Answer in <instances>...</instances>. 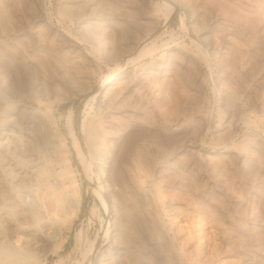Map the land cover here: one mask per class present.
<instances>
[{
    "label": "rangeland",
    "instance_id": "rangeland-1",
    "mask_svg": "<svg viewBox=\"0 0 264 264\" xmlns=\"http://www.w3.org/2000/svg\"><path fill=\"white\" fill-rule=\"evenodd\" d=\"M174 1L0 0V263L264 264V0Z\"/></svg>",
    "mask_w": 264,
    "mask_h": 264
},
{
    "label": "bare ground",
    "instance_id": "bare-ground-1",
    "mask_svg": "<svg viewBox=\"0 0 264 264\" xmlns=\"http://www.w3.org/2000/svg\"><path fill=\"white\" fill-rule=\"evenodd\" d=\"M163 1V3L165 4V6H166V8H167V14H166V18H168L169 16H170V14H171V12H172V10H173V8H174V5H175V1L174 0H162ZM244 2H246V3H248V0H243ZM260 5H262V4H260ZM261 7V6H260ZM262 7H263V5H262ZM261 7V8H262ZM196 12V11H195ZM194 11H193V13H195ZM93 18L94 19H98L97 17H94L93 16ZM183 18V17H182ZM245 21V20H244ZM243 22V21H242ZM247 22V21H246ZM127 23V22H126ZM241 23V22H240ZM240 23H238V25H240ZM244 23L245 22H243V24L242 25H240L241 26V28L243 27V29L245 28H247L246 26L244 27L243 25H244ZM134 24V22L132 21H130V22H128V27H130V26H132ZM233 25V24H232ZM231 25V26H232ZM245 25H247V23L245 24ZM181 26H183V24L181 25ZM226 26H228V25H226ZM230 26V27H231ZM240 26H238V29H241V28H239ZM225 27V26H224ZM233 27L235 28V25H233ZM158 28V27H157ZM152 30V29H151ZM150 30V32H147V31H141L140 33V37H139V39H138V41L135 43V44H133L131 47H130V49H129V51H128V53H127V55H126V57L123 59V62H127V63H130V62H133V61H135V60H139L140 58H145V57H155L156 55V53H155V51H156V48H157V46H156V34H157V29L155 28H153V30L151 31ZM237 30V29H236ZM247 30V29H246ZM222 32H221V35H222V41H225V42H227V44L228 43H230L229 41H233V43H232V45L233 44H235L236 42H235V38H240L243 42H242V44H243V46L245 45V46H249L250 48H252V49H255L254 47H256V44L254 43V41L252 40V39H250L249 38V36H247V34H246V32L245 31H242V29H241V31L240 30H238V33H236V31H235V29H230V28H227V27H225L224 29H222L221 30ZM248 32V31H247ZM229 40V41H228ZM240 40V41H241ZM237 41V40H236ZM235 42V43H234ZM238 42V41H237ZM241 44V45H242ZM231 46V45H230ZM244 46V47H245ZM150 47H154L153 49V51H151L152 49L150 48ZM234 46H232V48H233ZM236 47H238V46H236ZM248 47V48H249ZM247 48V47H246ZM248 48H247V50H248ZM186 49V48H185ZM243 49H245V48H243ZM236 50H238V49H236ZM239 50H240V48H239ZM242 51V50H241ZM240 51V52H241ZM244 52H245V50H243ZM242 51V52H243ZM241 52V53H242ZM240 54V53H239ZM155 59H157L156 60V62L153 64V66L154 67H156V69L158 70V71H160V72H163V73H165V72H167V70L169 69V66H170V63H168V62H164V54H162V56L161 57H156ZM111 81V79L109 80V82ZM108 81H103L102 82V84H101V87L102 86H105V84L107 83ZM115 83V85H118V83H119V81H118V79H116V80H114V82H113V84ZM151 106V108L155 111L156 110V112H157V115L158 116H160V110H159V108L156 106V105H150ZM15 113V112H14ZM19 116V115H18ZM137 120V119H136ZM136 120H131L130 122H129V124L132 126V125H136V123L138 122V120L136 121ZM38 122V121H37ZM158 124V123H157ZM156 125V124H155ZM156 127H157V125H156ZM158 128L159 129H161L162 128V130H163V132L164 131H166V133L167 132H169V133H173L176 129H174V127L173 128H166L162 123H160L159 122V124H158ZM158 130V129H157ZM160 134V133H159ZM49 134L47 133V140H46V142H47V144H49V145H51L52 144V142L50 141V139H49V136H48ZM163 136H166V135H162V136H160V135H154V140H157V141H159V142H164V141H166L167 139L165 138V137H163ZM166 139V140H165ZM165 143V142H164ZM167 143V142H166ZM78 144V143H77ZM56 176V175H55ZM57 177V176H56ZM54 179V178H53ZM61 182L60 180H59V178H55V180H53V187L54 186H59V182ZM139 181V180H138ZM135 183V182H134ZM141 183V182H140ZM62 184V183H61ZM139 184V183H138ZM139 186V188L140 189H142V185L141 184H139L138 185ZM59 188V187H58ZM57 189V188H56ZM144 189V188H143ZM144 192H145V190H144ZM63 196H64V194H63ZM65 197H66V195H65ZM65 197H61V198H59L58 200L60 201V199H64ZM42 198V197H41ZM44 198V197H43ZM44 200V199H43ZM73 201V200H72ZM43 203H45V202H43ZM42 203V204H43ZM103 203H104V206H105V208L108 210V207L110 206L109 204H107L104 200H103ZM46 204V203H45ZM44 205V204H43ZM116 205V204H115ZM44 208V207H43ZM120 208V207H119ZM45 211H46V216L48 217V219H52L53 218V210H52V208L50 207V206H47V205H45ZM124 225V224H123ZM125 230V229H124ZM127 230V229H126ZM128 230H129V228H128ZM154 233V232H153ZM127 234H131V231H128L127 232ZM151 234V233H150ZM155 235V234H154ZM160 243H162V242H160ZM161 247H162V245H161ZM15 249V248H14ZM21 251V250H20ZM11 252V254L12 255H14V254H17V253H15L14 251V254H13V252L12 251H10ZM1 253V252H0ZM115 253V252H114ZM12 255H10V256H12ZM18 255V254H17ZM1 256V255H0ZM9 256V257H10ZM18 257H19V255H18ZM26 258V257H25ZM30 258V257H29ZM118 256H115V257H112L111 259H113V261H114V259L117 261L118 260ZM3 261V259H1L0 258V261ZM29 260V259H28ZM27 259H24L23 258V256L22 255H20V257L17 259H14V260H12V261H9V262H7L8 264H29V262L30 261H28ZM28 261V262H27ZM131 261H136V257H133L132 259H131ZM4 262V261H3ZM118 262V261H117ZM5 263V262H4ZM0 264H3V263H0ZM31 264H32V262H31ZM117 264H129V262H118Z\"/></svg>",
    "mask_w": 264,
    "mask_h": 264
}]
</instances>
